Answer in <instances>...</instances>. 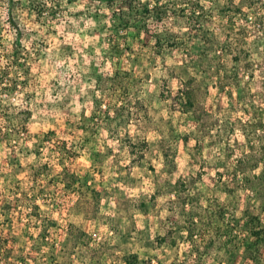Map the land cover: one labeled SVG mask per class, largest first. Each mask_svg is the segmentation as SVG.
Segmentation results:
<instances>
[{
    "label": "rangeland",
    "instance_id": "obj_1",
    "mask_svg": "<svg viewBox=\"0 0 264 264\" xmlns=\"http://www.w3.org/2000/svg\"><path fill=\"white\" fill-rule=\"evenodd\" d=\"M120 4L0 0V96L15 105L29 98L32 108L29 136L0 140V264H124L128 253L137 264H231L235 243L218 238L211 245L197 235L191 247L183 234L174 242L163 237L179 182L191 172L201 173L192 185L199 200L215 187L224 224L264 212V179L255 176L264 174V163L251 168L264 158V0H133L117 20L129 28L111 48V11ZM67 65L73 72L62 86ZM129 73L135 86L117 92L111 109L122 123L117 139L112 124L85 118L96 76ZM191 74L196 105L211 127L201 147L195 122L172 97ZM48 130L50 140L39 143ZM84 136L92 138L93 155L56 152L62 138L71 148ZM49 155L50 169L41 173ZM217 168L247 174L254 187L231 183L227 173L219 180ZM155 180L168 184L165 193H154ZM33 187L37 217L29 207Z\"/></svg>",
    "mask_w": 264,
    "mask_h": 264
},
{
    "label": "trees",
    "instance_id": "obj_2",
    "mask_svg": "<svg viewBox=\"0 0 264 264\" xmlns=\"http://www.w3.org/2000/svg\"><path fill=\"white\" fill-rule=\"evenodd\" d=\"M106 2L107 4L112 3L114 0H101ZM133 0H120V6L112 9V19L113 22L110 23L109 29L111 31L112 42L110 47L114 48L117 45V42L120 39L122 32L120 29L127 31L129 28V22L121 21L117 22L118 19L122 17L127 12H130L133 9L132 5ZM147 9V8H146ZM46 11V8H39L38 14L41 15L43 11ZM124 13V14H122ZM125 33V32H124ZM123 49V48H122ZM124 49H127L124 47ZM25 62H21V65H24ZM117 67H119L117 65ZM23 68L24 73L30 74L29 67L25 65ZM27 78L21 76V85L26 87ZM96 81V90L92 96V105L89 114L86 116V122H93L97 124H112L111 136L119 139L121 130L120 125L121 121L116 119L115 112H111L112 107L115 108L116 100H117V92H121V90L128 88L129 86L132 88L135 86V78L131 73L125 75L111 74L105 75L98 74L95 78ZM1 83V80H0ZM17 84V81H10V87H14ZM196 82V77L194 75H190L187 79L183 81V86L179 89V91L174 94L173 103L178 107L180 113H186L190 119L195 122V130L197 133L196 140L199 147H201V141L208 135L209 129H211L209 123H206L203 118V111L199 110L196 105V90H199ZM143 88V85H141ZM205 86V85H204ZM207 85L205 86V88ZM145 91L148 88H143ZM5 99L0 96V140L7 139L8 137H12L13 139H19L21 136H29V130L27 127L28 119L32 114V108L29 98L24 99L21 96L20 105H15L11 101H4ZM87 122V123H88ZM124 123V122H123ZM83 127V126H82ZM86 126L83 127V130L86 131ZM54 134L53 130H48L45 133L40 134L39 143H44L45 141H49L51 135ZM125 135L131 137L132 135L125 130ZM11 135V136H10ZM123 138V137H121ZM10 140V139H9ZM92 138L83 137L80 145L78 147L71 146V148L67 147V139H61V145L55 149L57 153H60V157H75L79 153V149H86L87 152L93 155V148H95L94 144L88 146V142L91 141ZM145 140V137L143 139ZM72 142V141H70ZM123 142V141H121ZM37 144L41 145V144ZM72 144V143H71ZM39 147V146H38ZM39 148H37L38 150ZM50 155L48 158L41 162L40 164V172L47 173L46 171L50 168L47 167V164L50 165ZM260 162L264 163V158H259L254 161V164L251 168L256 167ZM51 167V166H50ZM217 178L219 180L227 173L228 180L231 183H239L243 189H249V187H254L251 183L252 179L247 174H240L238 178V174L236 171L233 172H222L217 168ZM257 178L264 179V174L257 173L255 174ZM201 177V173L193 175L190 173V178H183L180 180L179 185L181 188L177 191L176 198L174 204L169 207L170 213L168 216V227L166 228V232L164 234V238L169 241H175L176 233L183 234L188 241L192 242L191 247H196L197 244H194V237L199 235L202 238H207L212 245V242L215 239H221V245H226L228 242L235 243L234 248L236 251V256L231 264H258L260 263V259L262 256V249L264 248V212H258L253 210L251 212H246L240 218L235 217L233 214L230 222L225 223V213L224 206L221 204L219 200V196L215 193V187L211 186V191L208 196L204 198V200H199L192 187L195 179ZM155 190L154 193H165L167 191L168 184L158 183L156 180L154 181ZM251 183V184H250ZM32 184L30 183V186ZM65 188H68V186ZM64 188V189H65ZM32 194H29V198L31 203L29 207L34 206L36 210H34V217L39 215L38 209L39 204L36 202L37 200V192L35 188ZM96 197V196H95ZM31 209V208H30ZM231 217V216H230ZM169 235V236H166ZM242 241V246L238 247L236 244ZM122 260L124 264H137L138 256L136 254H123ZM158 264H184L181 261L171 260L169 262L158 261Z\"/></svg>",
    "mask_w": 264,
    "mask_h": 264
},
{
    "label": "clouds",
    "instance_id": "obj_3",
    "mask_svg": "<svg viewBox=\"0 0 264 264\" xmlns=\"http://www.w3.org/2000/svg\"><path fill=\"white\" fill-rule=\"evenodd\" d=\"M65 3H67V0H65ZM71 10V9H70ZM73 23H74V21H73ZM262 50H264V49H262ZM51 59V58H50ZM45 67H47V64H48V61L47 60H45V61H42L41 62ZM73 72V68H72V66L71 65H67V69H66V71H65V73L61 76V78H60V80H59V84L60 85H64V83H65V78L64 77H66V76H68L70 73H72ZM88 87V86H87ZM73 92H75V89L73 88ZM81 92L83 93L84 92V88H81ZM60 97L58 96L57 97V99H59ZM50 99H51V97H50ZM76 101H74V103H75ZM80 105L78 104V103H76V107L73 109L75 112H79V110H80ZM237 136L241 139V140H243V136L239 133V132H237Z\"/></svg>",
    "mask_w": 264,
    "mask_h": 264
}]
</instances>
